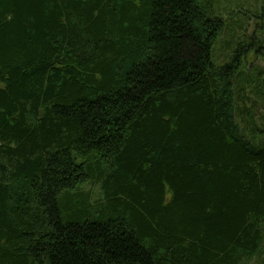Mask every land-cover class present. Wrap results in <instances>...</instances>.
<instances>
[{"label": "trees", "instance_id": "trees-1", "mask_svg": "<svg viewBox=\"0 0 264 264\" xmlns=\"http://www.w3.org/2000/svg\"><path fill=\"white\" fill-rule=\"evenodd\" d=\"M213 5L0 0V264L260 254L264 140L238 97L262 74L214 64Z\"/></svg>", "mask_w": 264, "mask_h": 264}, {"label": "rangeland", "instance_id": "rangeland-1", "mask_svg": "<svg viewBox=\"0 0 264 264\" xmlns=\"http://www.w3.org/2000/svg\"><path fill=\"white\" fill-rule=\"evenodd\" d=\"M213 11L224 21V30L213 47L214 64L218 67L232 64L236 52L241 71L250 74L251 77L255 73L256 75L261 73V83L264 85V0H214ZM245 12L253 17L249 24L248 19L243 15ZM247 85L243 87L244 91L238 97L242 103L238 106L242 110V119L238 121L243 129L249 132L258 126L260 132L257 139L264 140V122L261 120L262 116L264 117V104L261 103L264 97H261V94L258 97L255 85L250 83ZM90 189L93 195L89 202L95 204L94 201L100 198L99 186L85 187V190ZM263 251L264 248L258 256L247 260V264L264 263Z\"/></svg>", "mask_w": 264, "mask_h": 264}]
</instances>
